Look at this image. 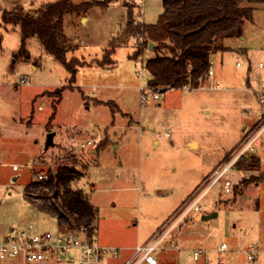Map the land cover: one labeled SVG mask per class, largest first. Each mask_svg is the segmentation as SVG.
<instances>
[{
    "label": "rangeland",
    "instance_id": "obj_1",
    "mask_svg": "<svg viewBox=\"0 0 264 264\" xmlns=\"http://www.w3.org/2000/svg\"><path fill=\"white\" fill-rule=\"evenodd\" d=\"M56 1L0 0V238L30 223L58 232L56 220L39 210L40 203L27 198L26 190L42 181L39 175L47 179L50 171L68 166L83 174L72 186L83 190L97 210L94 240L119 248L145 244L178 216L204 175L231 158L255 127L264 89V68L259 67L264 62V10L256 12L257 23L245 24L248 41L239 42L244 32L226 41L229 52L220 53L223 61L215 56L213 77L167 90L164 99L144 105L139 88L148 84L150 75L141 62L146 64L156 53L148 48L146 36L125 35L127 4L134 5L135 25L156 24L162 1L120 0L65 15L68 60L98 54L102 59L89 66L113 68L80 73L77 87L82 90L36 37L27 45L31 58L16 57L19 28L2 22L4 10L22 7L36 13ZM113 38L120 39L116 68L107 58ZM90 41L89 50L81 51ZM143 43L147 48L136 60L133 55ZM244 46L250 49L248 55ZM24 77L28 83L20 85ZM96 98L111 102L96 104ZM50 132L57 136L47 149ZM90 139L94 145L83 149L82 143ZM253 155L260 160L258 167L230 173L232 182L240 184L238 190L227 194L215 187L199 204L200 212L191 210L168 232L157 254L160 264H206V258L194 260L198 250L207 253L210 264H264V140ZM214 213L216 217L202 219ZM224 242L229 246L223 252L219 248ZM252 248L255 258L249 260Z\"/></svg>",
    "mask_w": 264,
    "mask_h": 264
},
{
    "label": "trees",
    "instance_id": "obj_2",
    "mask_svg": "<svg viewBox=\"0 0 264 264\" xmlns=\"http://www.w3.org/2000/svg\"><path fill=\"white\" fill-rule=\"evenodd\" d=\"M120 0H87L74 4L70 0L49 3L36 13L25 12L22 7L1 13L2 22L19 28L20 49L16 57L29 60L27 41L36 37L45 52L60 62L70 74V81L76 82L77 68L85 62L75 58L68 60L69 40L64 29V17L75 12H87L98 6H109ZM163 13L156 24H137L133 4H127L128 28L125 35L146 36L154 45L155 57L146 62L151 87L182 89L206 79L212 67V57L229 52L227 40L240 38L247 22L254 20L255 5L264 0H161ZM136 33V34H135ZM118 38L110 42L109 55L115 53ZM2 38L0 37V46ZM146 43L137 47L134 57L140 58L147 48ZM150 46V44H149ZM148 46V48H149ZM164 52V54L162 53ZM106 57V56H105ZM106 64L107 62H101ZM63 95V90L62 94ZM59 96L60 101L62 96ZM58 105V104H57ZM57 105L53 108V116ZM52 116V117H53ZM260 160L253 154L239 159L236 168L253 169ZM83 174L74 167H59L50 171L47 179L30 183L26 197L40 204L37 208L52 216L61 232L84 229L90 240L97 235V210L84 191L74 189L73 182Z\"/></svg>",
    "mask_w": 264,
    "mask_h": 264
},
{
    "label": "built area",
    "instance_id": "obj_3",
    "mask_svg": "<svg viewBox=\"0 0 264 264\" xmlns=\"http://www.w3.org/2000/svg\"><path fill=\"white\" fill-rule=\"evenodd\" d=\"M133 1L143 2V0ZM238 66H240V63H238ZM260 68H264V64H260ZM142 69L146 70V67L143 65ZM209 75H213L212 69ZM26 83H28V77H24L20 85H25ZM139 89L141 91V103L144 105L164 99L168 90L163 87H151L149 81L147 85L140 86ZM260 96L261 113L256 125L253 129L246 132L231 158L219 164L205 178L192 194L187 205L179 209L178 216H175L163 226L151 240L137 246L133 257L123 264H159L156 253L160 250L162 240L171 229L183 220L187 213L191 210L200 212L201 207L199 204L215 187H220L225 193L229 194L240 186L239 183L232 182L231 171L236 168V163L239 159L255 153L258 143L264 140V89L260 90ZM92 145H94L93 141H88L86 144H82L81 147L85 148ZM13 169L18 170V166H13ZM39 179L45 180L46 176L39 175ZM228 246V243L224 242L219 249L224 252L228 249ZM255 251L252 248L251 253L248 255L249 260L255 258ZM118 252L119 250L116 248L103 247L97 244L94 239L90 240L84 229L76 232H61L58 230L54 234L30 223L23 227L12 228L4 237L0 238V263L17 261L18 264H42L47 260L48 256L56 255L60 260L69 264H106L107 258L117 255ZM193 258L198 262L206 258V264H210L207 259V253L203 250L195 251Z\"/></svg>",
    "mask_w": 264,
    "mask_h": 264
},
{
    "label": "crops",
    "instance_id": "obj_4",
    "mask_svg": "<svg viewBox=\"0 0 264 264\" xmlns=\"http://www.w3.org/2000/svg\"><path fill=\"white\" fill-rule=\"evenodd\" d=\"M264 10V4L263 3H259V4H257V5H255V12H254V19H255V21H256V23L258 22V20L256 19V12L257 11H263ZM88 23L90 22V17H88ZM81 22H84V18L81 20ZM247 23H250V24H253V23H251V22H247ZM247 23H246V25H247ZM88 25V24H87ZM246 25L244 26V35H243V37L242 38H240L239 39V42L240 43H243V42H246V41H248V38H247V36H246V33H245V27H246ZM254 25V24H253ZM33 38H35V37H33ZM30 39H32V38H30ZM29 39V40H30ZM28 40V41H29ZM28 41H27V45H28ZM264 44V43H263ZM262 44V45H263ZM240 45H242V44H240ZM90 46H92V42L90 41L89 43H87L83 48H82V50L81 51H84V52H86V51H88L89 50V47ZM244 47H246L245 48V50H248V53H244L245 55H248L249 54V51H250V49H249V47L248 46H244ZM251 47V46H250ZM119 48V47H118ZM118 48L116 49V51H115V53L114 54H112V58H111V64H113L112 66H115L114 68H116L117 67V60L115 59V55H116V52H117V50H118ZM151 51H152V49H150ZM68 53H70V52H68ZM73 54V53H72ZM81 54H83L82 52H81ZM221 54L220 53H218V54H216V55H214L213 57H212V67H213V61H214V58H215V56H220ZM222 56V55H221ZM72 57H74V56H72ZM81 58H82V61L83 62H85V64L86 65H84V66H80V67H78L77 68V75H76V82L74 83V86L76 87V88H81L80 86L79 87H77V77L78 76H80L81 74L80 73H85V72H88V71H95V72H100V71H102V70H111V69H113V68H110V69H103V68H95V67H92V66H89V64H97V62L96 61H98V59H102V56H98V54L97 55H89V56H81ZM84 58V59H83ZM220 59H222V61H223V56L220 58ZM94 60H96L95 62H93V63H91L92 61H94ZM135 61V60H134ZM139 61V60H138ZM138 61H136V62H138ZM144 66L146 65V64H144L143 63V61L141 62ZM261 63H264V62H261ZM260 63V64H261ZM260 64H259V67H260ZM111 66V67H112ZM99 69H102V70H99ZM263 69V68H262ZM147 71V70H146ZM148 72V71H147ZM100 73H102V72H100ZM149 73V72H148ZM150 75V74H149ZM215 75V73L213 72V75L211 76V77H213ZM69 76H70V74H69ZM151 78V77H150ZM251 80V77H249L248 78V81H250ZM85 85V84H84ZM81 90H82V88H81ZM263 90V89H262ZM82 93H83V95H85V92L84 91H81ZM86 98H88V96L86 97ZM98 101H99V103H98ZM96 104H108V103H110L111 101H108V102H105V101H103V100H100V99H98V98H96ZM260 102H261V100H260ZM260 105H261V103H260ZM90 107H87V109H89ZM56 136H57V134H56V132H55V137H54V141H55V139H56ZM75 137V136H74ZM73 137V139H75ZM88 141H93V143H94V140L93 139H90V140H88ZM87 141V142H88ZM86 142V143H87ZM86 143H82V144H86ZM82 146V145H81ZM93 146V145H92ZM92 146H87V147H85V148H83V149H86V148H90V147H92ZM195 146H196V144H195ZM197 146H198V144H197ZM115 148H117V147H115ZM256 153H257V150H256ZM92 154H94V151L92 150ZM217 167V166H216ZM216 167H214V168H212V170L210 171V172H208L206 175H204V177H203V179H202V181L200 182V183H202L203 182V180H205V178L216 168ZM241 172V171H240ZM242 173V172H241ZM14 180H16V178L14 179ZM200 186V185H199ZM199 186H197L196 188H198ZM181 205V204H180ZM179 208V207H178ZM174 212V211H173ZM172 212V213H173ZM170 216V215H169ZM203 216H208V215H203ZM164 224V223H163ZM157 233L155 232V233H153L149 238H147V240H146V242H148L149 240H151L152 238H153V236H155ZM97 237V236H96ZM97 239V238H96ZM96 242V241H95ZM145 242V243H146ZM97 243V242H96ZM97 244H99V245H101V246H103V247H108V248H116V249H118L119 250V252H118V254L117 255H115V256H112V257H109V258H107V260H106V264H122V263H124V262H126L127 260H129V259H131L132 257H133V255H134V252H135V248L137 247V246H139V245H142V244H137L136 246H130V247H118V246H114V245H107V244H105V243H97ZM144 244V243H143ZM157 254H158V252L156 253V258H157V260L159 261V258H158V256H157ZM54 263V264H63L64 262L63 261H61L56 255H50V256H48L47 257V260L44 262V263H42V264H47V263ZM65 264V263H64ZM159 264H160V262H159Z\"/></svg>",
    "mask_w": 264,
    "mask_h": 264
},
{
    "label": "water",
    "instance_id": "obj_5",
    "mask_svg": "<svg viewBox=\"0 0 264 264\" xmlns=\"http://www.w3.org/2000/svg\"><path fill=\"white\" fill-rule=\"evenodd\" d=\"M153 47H154V45L151 43L150 46H149V49H152ZM54 137H55V132H50L47 135V143H46V148L47 149H49V148L54 146ZM216 216H217V213H214L211 216H203L202 219L206 220V219H209V218H212V217H216Z\"/></svg>",
    "mask_w": 264,
    "mask_h": 264
}]
</instances>
